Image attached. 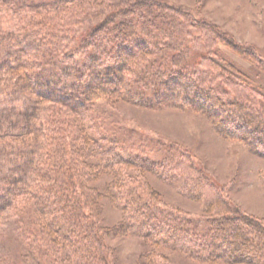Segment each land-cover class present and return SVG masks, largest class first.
Instances as JSON below:
<instances>
[{
  "label": "trees",
  "instance_id": "1",
  "mask_svg": "<svg viewBox=\"0 0 264 264\" xmlns=\"http://www.w3.org/2000/svg\"><path fill=\"white\" fill-rule=\"evenodd\" d=\"M192 17L158 0H0V229L9 222L25 229L16 235L21 262L0 253V264L33 257L110 264L106 238L129 227L164 252L175 248L202 263L264 264V221L232 207L179 150L168 170L182 169L204 217L127 188L119 198L125 222L109 229L97 218L105 196L94 187L99 176L123 162L149 166L140 153H117L120 127L99 121L102 106L192 110L223 139L251 151L264 145L256 89L213 47L223 44L262 72L264 60ZM194 28L205 36L198 59L186 45ZM164 255L145 257L166 264Z\"/></svg>",
  "mask_w": 264,
  "mask_h": 264
},
{
  "label": "rangeland",
  "instance_id": "2",
  "mask_svg": "<svg viewBox=\"0 0 264 264\" xmlns=\"http://www.w3.org/2000/svg\"><path fill=\"white\" fill-rule=\"evenodd\" d=\"M108 1L117 5L125 0ZM158 1L188 10L193 20L215 26L235 46L241 50L247 49L264 60V0ZM13 27L8 24L3 28L10 30ZM190 34L186 45L191 58L198 59L201 46L205 45V36L198 28L191 29ZM191 39L200 40L201 45L199 42L192 43ZM213 48H217L222 58L248 79L250 88L256 89L254 94L257 105L260 104L259 110L264 111V72L223 44ZM98 110H103L99 121L105 122L107 128L120 127L116 136L117 153H140L139 156L149 164L147 169H143L130 167L127 162H123L112 167L109 174L99 176L94 187L106 197L99 202L100 213L97 218L104 227L113 229L125 222L128 212L119 198L126 193L127 188L135 189L143 199L152 195L161 204L185 212L189 217L206 215L204 204L187 192L188 185L178 176L179 170H168L167 164L174 167L178 162L174 154L176 150L187 154L193 167L219 187L238 212L264 221V145L257 151H251L242 142L223 139L214 131L204 114L178 107L143 109L120 103L102 106ZM179 175L184 176L182 169ZM110 197L115 199L110 200ZM17 225L9 222L0 229V253L18 263L21 260L16 251L24 247L16 239L21 229ZM105 241L110 250V264H151L145 256L156 253L165 254L166 264H206L178 249L164 252L148 244L134 227H129L124 236L106 238ZM66 253L67 250L62 255ZM39 260L33 257L24 261V264H45V261Z\"/></svg>",
  "mask_w": 264,
  "mask_h": 264
}]
</instances>
